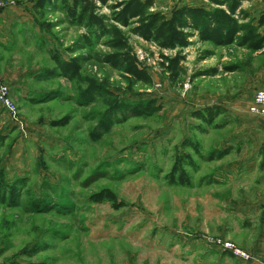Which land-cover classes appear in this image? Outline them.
I'll return each instance as SVG.
<instances>
[{"label": "rangeland", "instance_id": "rangeland-1", "mask_svg": "<svg viewBox=\"0 0 264 264\" xmlns=\"http://www.w3.org/2000/svg\"><path fill=\"white\" fill-rule=\"evenodd\" d=\"M37 1L0 0L8 4L0 17V73L18 84L17 119L0 105V172L18 184L15 196L0 200V264H198L197 253L214 245L224 225L214 209L230 194L214 172L264 142L250 134L257 127L260 135L264 119L249 109L264 53L196 43L185 50V73L173 82L160 50L132 36L153 77L152 84L132 85L105 61L106 39L87 45L86 29L68 20L60 3L38 11ZM155 3L164 13L207 4ZM244 7L264 14V0ZM55 52L78 57L80 75H64ZM91 81L121 100L154 98L163 108L152 116L118 112L112 129L101 133L113 99L105 91L86 93ZM214 104L224 111L213 124L193 115ZM184 155L196 164L185 166L191 184L171 177ZM105 189L116 200L94 201Z\"/></svg>", "mask_w": 264, "mask_h": 264}, {"label": "trees", "instance_id": "trees-1", "mask_svg": "<svg viewBox=\"0 0 264 264\" xmlns=\"http://www.w3.org/2000/svg\"><path fill=\"white\" fill-rule=\"evenodd\" d=\"M205 1L207 4L186 3L175 7L170 13L159 10L155 0H38L34 8L39 11L45 9L50 2L52 5L60 3L68 20L86 29L84 39L87 45L92 46L106 39L103 44L110 51L105 54V61L121 71L130 84L135 85L152 84L153 77L132 44V36L142 38L160 50L161 65L173 82L185 73V50L196 43H211L216 46L237 44L252 51L264 48V14L257 19L250 9L244 7L251 0ZM104 7L109 12H104ZM43 25L45 30H52L51 24ZM166 51H174V54H167ZM51 57L64 75L72 78L80 75L82 67L78 57L65 59L57 52ZM100 91H105L113 99L99 124L101 133L112 129L118 112L124 116H152L163 108L154 98L121 100L114 97V92L94 81H91L86 93ZM88 98L92 99V96ZM223 111L221 106L213 105L198 110L193 115L213 124ZM95 138L100 139L101 135ZM192 147L194 151L200 152L198 144ZM186 163L196 166L192 157H178L171 171L173 182L191 184V178L185 169ZM17 185L11 184L5 174L0 172V200H9L10 196H15ZM93 200L115 201L116 196L113 191L105 189L95 194Z\"/></svg>", "mask_w": 264, "mask_h": 264}, {"label": "crops", "instance_id": "crops-1", "mask_svg": "<svg viewBox=\"0 0 264 264\" xmlns=\"http://www.w3.org/2000/svg\"><path fill=\"white\" fill-rule=\"evenodd\" d=\"M256 9L258 8H250L253 13ZM2 15L4 13H1L0 17ZM254 15L259 19L260 16ZM256 52L263 54L264 48ZM257 70L258 79L254 86L256 90L264 87V59ZM7 80L14 95L18 84L12 79ZM258 123L260 135L258 136L257 127L250 130V134L254 133L255 137L264 138V121L258 120ZM261 143L262 141L260 144H252L248 148L252 149L250 153L247 154L246 148L240 158L236 157L226 164H219L213 174L219 185L230 187L228 199H223L222 203L220 201L219 206L214 209V215L224 218V225L218 236L235 240L252 258H238L215 245L205 243L197 253L198 264H264V142ZM238 189L240 192L235 191Z\"/></svg>", "mask_w": 264, "mask_h": 264}, {"label": "built area", "instance_id": "built-area-1", "mask_svg": "<svg viewBox=\"0 0 264 264\" xmlns=\"http://www.w3.org/2000/svg\"><path fill=\"white\" fill-rule=\"evenodd\" d=\"M8 4L0 2V12ZM0 105L12 119H17V107L12 96L10 83L0 73ZM250 112L264 119V87L256 90L253 101L250 105ZM213 244L224 252L231 253L233 256L243 259L251 257L249 252L239 249L233 242L224 239L223 237H214Z\"/></svg>", "mask_w": 264, "mask_h": 264}]
</instances>
